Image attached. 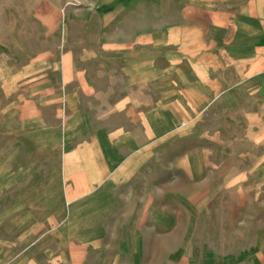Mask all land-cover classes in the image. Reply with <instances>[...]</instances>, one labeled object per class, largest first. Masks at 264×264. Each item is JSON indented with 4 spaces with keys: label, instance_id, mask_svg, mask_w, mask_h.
Wrapping results in <instances>:
<instances>
[{
    "label": "rangeland",
    "instance_id": "obj_1",
    "mask_svg": "<svg viewBox=\"0 0 264 264\" xmlns=\"http://www.w3.org/2000/svg\"><path fill=\"white\" fill-rule=\"evenodd\" d=\"M262 66L264 0H0V264H264Z\"/></svg>",
    "mask_w": 264,
    "mask_h": 264
},
{
    "label": "crops",
    "instance_id": "obj_2",
    "mask_svg": "<svg viewBox=\"0 0 264 264\" xmlns=\"http://www.w3.org/2000/svg\"><path fill=\"white\" fill-rule=\"evenodd\" d=\"M208 45H209V44H207V46H208ZM263 72H264V66H263V69H262V76H261V82H262V85L264 86Z\"/></svg>",
    "mask_w": 264,
    "mask_h": 264
},
{
    "label": "built area",
    "instance_id": "obj_3",
    "mask_svg": "<svg viewBox=\"0 0 264 264\" xmlns=\"http://www.w3.org/2000/svg\"><path fill=\"white\" fill-rule=\"evenodd\" d=\"M263 78H264V72H263Z\"/></svg>",
    "mask_w": 264,
    "mask_h": 264
},
{
    "label": "bare ground",
    "instance_id": "obj_4",
    "mask_svg": "<svg viewBox=\"0 0 264 264\" xmlns=\"http://www.w3.org/2000/svg\"><path fill=\"white\" fill-rule=\"evenodd\" d=\"M262 68H263V66H262Z\"/></svg>",
    "mask_w": 264,
    "mask_h": 264
}]
</instances>
